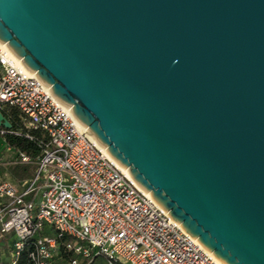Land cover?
Masks as SVG:
<instances>
[{"label": "water", "instance_id": "water-1", "mask_svg": "<svg viewBox=\"0 0 264 264\" xmlns=\"http://www.w3.org/2000/svg\"><path fill=\"white\" fill-rule=\"evenodd\" d=\"M0 40L187 232L264 264V0H0Z\"/></svg>", "mask_w": 264, "mask_h": 264}, {"label": "built area", "instance_id": "built-area-1", "mask_svg": "<svg viewBox=\"0 0 264 264\" xmlns=\"http://www.w3.org/2000/svg\"><path fill=\"white\" fill-rule=\"evenodd\" d=\"M15 109L16 116L9 113ZM2 111H5L6 116ZM0 125L15 165H33L18 183L0 173V250L9 264H226L187 232L0 40ZM24 137L31 151L13 145Z\"/></svg>", "mask_w": 264, "mask_h": 264}, {"label": "rangeland", "instance_id": "rangeland-1", "mask_svg": "<svg viewBox=\"0 0 264 264\" xmlns=\"http://www.w3.org/2000/svg\"><path fill=\"white\" fill-rule=\"evenodd\" d=\"M5 151V145L3 143L2 137H0V155ZM6 172V173H5ZM0 173L5 175L7 179H10L13 182L18 183L19 180L23 178V176L27 173V176H32L34 173L33 165H16L14 167H0ZM103 257H98L97 261L93 264H103ZM7 261H10V256H7ZM59 264H65L64 262H60Z\"/></svg>", "mask_w": 264, "mask_h": 264}, {"label": "trees", "instance_id": "trees-1", "mask_svg": "<svg viewBox=\"0 0 264 264\" xmlns=\"http://www.w3.org/2000/svg\"><path fill=\"white\" fill-rule=\"evenodd\" d=\"M6 116L8 115L5 111H2ZM9 113L11 115L16 116V111L15 109H10ZM8 141L10 143H12L13 145H16V146H19V147H22L23 149L27 150V151H31L32 148H34V144L30 141H28L26 138L24 137H19V136H9L8 137ZM27 250L28 249H25L23 251V255H22V258L20 260V264H24V261H25V256H26V253H27ZM72 255L71 254H67V253H64V252H61V254L59 256H57L55 259H57L58 261L57 262H64L66 263V261L71 257ZM0 264H9L8 262H2L0 260Z\"/></svg>", "mask_w": 264, "mask_h": 264}, {"label": "crops", "instance_id": "crops-1", "mask_svg": "<svg viewBox=\"0 0 264 264\" xmlns=\"http://www.w3.org/2000/svg\"><path fill=\"white\" fill-rule=\"evenodd\" d=\"M2 140H3V143H4V145H5V151L2 153V155H0V167L2 166V167H6V168H9V167H14V166H16L15 164H11L10 163V160L15 156V154H16V152L14 151V150H12V151H7L6 150V142H5V139L2 137ZM6 173V172H5ZM5 176V175H4ZM28 177H30V176H27V173L23 176V178L21 179V180H19V181H22V180H24V179H26V178H28ZM18 181V182H19ZM2 243H4V241H0V244H2ZM7 256H8V249H6V247L4 248V250H0V260L2 261V262H8L7 260H6V258H7ZM97 259L98 258H96V260L95 261H97ZM103 259V264H106V260H105V258L103 257L102 258ZM58 260L57 259H55L54 261H53V264H59L60 262H57ZM95 261H94V263H95Z\"/></svg>", "mask_w": 264, "mask_h": 264}, {"label": "bare ground", "instance_id": "bare-ground-1", "mask_svg": "<svg viewBox=\"0 0 264 264\" xmlns=\"http://www.w3.org/2000/svg\"><path fill=\"white\" fill-rule=\"evenodd\" d=\"M19 59H20V61H21L23 64H25L24 61H23V59H22L21 57H19Z\"/></svg>", "mask_w": 264, "mask_h": 264}]
</instances>
